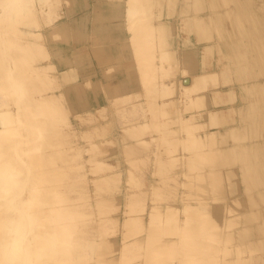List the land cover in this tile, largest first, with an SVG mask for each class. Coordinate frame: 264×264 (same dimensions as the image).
Listing matches in <instances>:
<instances>
[{
  "label": "rangeland",
  "instance_id": "374dc122",
  "mask_svg": "<svg viewBox=\"0 0 264 264\" xmlns=\"http://www.w3.org/2000/svg\"><path fill=\"white\" fill-rule=\"evenodd\" d=\"M117 1L111 0L110 2L108 1V3H106V5L105 4L99 5L101 3L96 2V4H95L93 2V0H47L44 5L37 4L38 6H36L35 8H32V11L29 13L28 17L26 16L27 20L23 19L24 24L21 23L22 25L17 24V25L10 26L12 23L11 24L9 23L10 25H8V23H7V26H6L5 25L6 22L2 21L3 19L1 21L4 23L3 24H2V22L0 23V27H1L0 31L7 32L6 34L12 36L9 38H12L14 40L18 39V37H17L18 35L19 36L24 35L22 32H20L21 28H25L26 31H28V33H27L28 35L26 34L27 36L33 35L32 34L33 31L38 34L41 30L42 31L40 33L44 34V35H40V36H39L40 33L38 35L34 34L33 37L30 36L31 38L27 37L26 35H24L23 37L26 36L25 39L27 38L26 40L29 39L28 41L31 42V41L35 40V35H37L36 36L37 39L39 36L40 40L36 39V41H34L33 43H35V42L36 43L39 42V44L42 43L40 45L37 43L39 46H37L36 43L34 44V45H36L35 48L37 50L39 49V47L42 49V47L44 46L43 48H45V50L39 49L40 52L42 51V53H40L39 56H41V55L46 56L45 60L43 59V60H41V62L39 61V63H41L42 65L45 63L44 65L46 67L45 68L46 70H44V69H43L44 71L42 70L43 72H45L44 73L45 75L43 77V81H44V83L48 81L49 85L47 84L48 83L47 82L46 87L47 86L50 87V88L47 87V89L44 90V93H42V96H43V98H45L46 96H44V95L47 93H50V94L56 93L55 95L53 94L54 96L52 97V98H54L53 100L55 102L53 101L51 103H53L52 104V105H54L53 107L57 106L59 108L58 109L59 111L55 110L57 108H54V110L53 111L51 110V111L53 113L57 112V113H55V115L57 114L58 120L61 121V120H64L65 118H67L66 122L67 123L70 122V123L68 125H66L67 123L65 121H61V123L62 122L66 123V124L64 123V125L61 126L62 131L64 128H65L64 130L68 129L69 131H63V132H65V134L63 132H61V134H63V135L59 134L61 141L58 145H56L58 142L55 143L53 147H51V146L49 147V150L37 147V149H38L37 154L38 155H39V153L41 154L44 150V152L42 153V156L45 158H46V156L50 157V159H49L50 161L52 158H54L56 161L58 159L57 156L59 157V155H61V157L63 156L62 160H60V161H62V163H64L63 165L66 164L68 167L62 166V168H63L62 170H64V171H63V173H61V175L64 177L60 176V174L58 176H60V178H62V180H66L70 177H74L73 183H75L78 187H76V191L73 193V198L75 199V201L78 200L80 205H83V206H81V209H82L84 215L89 214V216H85V218H84L85 220H83V222H84L83 224L85 226L86 225L89 226L90 224L95 225L94 220L96 219V221H97L98 218L99 219L102 218L105 220L104 222L101 221L102 226L99 229L98 228L96 229L94 227L92 235H88L90 238V239H88L89 244H86L84 246V249L86 250L87 254H85L86 256H83L84 258H82L83 260H81L80 264H90V260L88 259V257L89 258H98V257L102 258L103 255L105 257L109 254H111L112 257L114 258L111 260L117 262L118 259L116 257V254L118 252V249L120 247H122L123 245H124L123 247H125L124 249L128 250L132 255H135L136 259H138L137 256L141 254L140 252L145 253V254H150V253H152V254L153 253H159L160 254L162 252L161 250H163L162 249L163 246L161 245L160 247L159 246L155 247V245L160 244L163 241V239L167 240L170 238L171 239H176V238L178 239L177 242H175L174 244H172L170 246V248H172V246H174V249L173 248H172L173 250L169 249L170 252L174 253L175 256L176 255H178V256L169 260V264H173L172 262L174 259H175L174 260L175 264H189V259L187 258L186 255H184V249H185V246H187V244H189L191 242L190 240H191L192 236H197L198 234H200V237L201 236L204 237V239L206 240L207 246H209L208 248L213 249L214 253H212L211 257L215 260V264L226 263V259L228 260L229 257L235 256L236 254H237V257L239 259L241 258L242 260L253 259L254 256H256L257 252L255 250H250V246L247 244H243L242 240L237 239V236L244 239L249 233L254 232L255 234H258L259 236L264 238V217L254 214V210H257L259 207L264 206V190L260 189V188H264V184H263V182H264V168L261 165V163H263V159H256V158L254 159V164H258V169L261 170V173L257 174V173L253 172L252 158H250L251 154H249L248 156L247 155L237 156L240 158L241 161H244L248 164V166H244L245 176L240 175V176H242V178H241L240 176L238 177V175L235 176L236 174H233L234 172L232 173L231 169L232 168L234 169L233 166H235L236 167L235 169L237 170V167H238L237 164L229 167L228 172H231L233 174V176L240 178L241 180H245L244 181L245 187H248L247 189H249V188L252 189V190H248L249 196L247 194V196H246L247 199H245V202H247V204H250V205H247V204L244 205V203L242 201H234L235 198H233L234 197L233 196L230 199V201L228 202V204L224 207V209H223L224 212L217 210V207H218L217 204L219 205V208H220V204L222 206L223 202H225L227 200H224V199L220 200V198L215 196L217 194L213 193V192H215V190H214V187L212 189V186H214L213 180L211 179L212 183L210 182L211 174L206 175V177H208V178H206L204 175L200 174L203 171L209 170L210 168H212V166H213V169L219 168V167H217L219 165L217 163H219L221 160L220 155L222 152L219 149L221 146V143H220L221 137L220 136L217 137L218 134L213 133V130L216 132L215 126L217 125L216 123H220L219 122L220 119L217 120V118H215L216 120H214L213 119L214 117L212 119L210 118V116L205 117L206 116L205 103H206L207 98L204 97L203 100H201L202 98L201 99H199V98L201 97L200 94L202 92L206 91L205 86H207L206 85L208 83L207 80L210 81V79H213L215 77L221 78L222 74H220V75L217 74L218 76H214V77L212 76L213 78L210 77V79L207 78L206 80H204V79H202V81L200 80L201 82L200 83L198 82L196 84V87H198L200 85L199 88H201V87H204V88H202L200 90H198L199 88H197V91H196V89L195 90L193 89V90H191V92L189 91L191 94L189 92H186L187 95L190 94L191 96H186V94H184V95L180 94V92H181L180 88L181 87L179 86L178 87L179 91H180L179 96H181V98L178 102V105L173 106L171 104L170 105H163L162 104L163 101L171 98L172 95H174L173 92L176 90L175 84L172 83V78H175L178 75L182 76V77H186V76L189 77V75L191 76V73L192 74L202 73L199 70V68L193 70L191 68L190 62L186 63L184 60H186L188 62L189 57H188L187 52H191L192 50H195L196 61L199 62V65L202 62V61L200 62V60L205 59L204 61H206L205 57L207 54L206 52H208V50H207V48L205 49L206 51L204 50V52L206 54L203 52L204 53V55H202L203 59H200V58H202V57H200V55H201L200 49H201V51H203V50H202V48L199 49V45L201 43H204V42H197L196 43L195 33L198 32L197 29L200 30V28H198V27L202 28L204 26L203 25L204 23H202V22H203V19H205L207 16H202L203 18L200 15L195 16V17H198V16L199 17L194 18V20L201 18V19H199L200 23L198 21H195L197 24L199 23L198 25L195 22L193 23L191 18H188V19H190L189 22L191 25H193V27L197 26L196 28H194L196 30H194L195 32L191 36L192 46H195V49H194L190 46V43H188L186 41V36L188 33L187 27L190 26L188 19H186V21L184 20L186 22L184 29H182L184 27V26L182 27V25L184 24V21L183 22L180 21L178 23L175 22V20H176L175 18H177V16H178L177 14L179 13V8L182 7L185 3H191L194 0L193 1L192 0H175V1L169 0L170 4L174 2L173 3L174 5L171 4L173 6V10H174L173 12H171L172 8H170L171 5L169 3H168V5H169L170 9L167 8V6H166L168 0H160V1L154 0L156 4H154L153 3L154 1L152 2V0H145V1H151L152 6L154 5L152 7V10H154L153 16H155L157 18V20H156L157 25H155V26L158 29L156 31H158L160 29V30H162V32L161 31L157 32L158 37L156 36L157 38L155 40V42L158 40L156 42L157 47L155 46L154 48H152L150 50L152 54L147 55V53L150 52V51L149 52L147 51V53L145 55H143V61L139 60L141 62V63H139L138 61H135V58L129 59L132 55L133 56L136 55V53H135L136 50H135V52L132 50V49H134V48H132V47H134L132 45H135L134 43H136V41L132 42V40H131V43H130V41H129L130 39H126L127 37H126V33L124 31L123 25H121L122 29H121V27L118 28L119 30L117 29L116 26H114V28L113 27L112 28L114 29V33L116 32L117 36L122 35V36L117 37V38H119L118 42H117L119 44L118 48H120V46L122 44H127L128 48L130 47L129 48L130 50L129 51H126V50L122 51V48H121L120 51H118L116 54L115 47H112L111 48L112 51H111L110 47L106 46V44L108 42H106L103 39L102 29L95 28L94 24L103 21V16L97 15V14L92 15V16H88V15H85V16L82 15L81 16V14H79L81 11H85V9H82L83 7H85V8H88V7L96 8L97 7L98 9L103 7V8H107V10H110L109 11L110 14L108 15V18H107L110 24L112 23V21H116V20L120 21V23L122 24L123 16L117 17V13H115V11L118 12L120 10L119 12L122 13L124 7L128 8L129 2H127L128 3L127 4L126 3L127 0L126 1L125 0H117ZM216 1L218 2L219 0H216ZM221 1L226 3V1H229V0H220L219 2H221ZM114 2H116V4ZM119 2L121 5L119 4ZM159 2H161V3L164 2L162 4L163 7L160 6ZM97 3L99 6H97ZM233 3L232 4L230 3L229 6H232L233 8H235V6L241 7V9L242 8L245 9L248 5H250L252 7V6H254V4H256V5L259 4L258 5L259 7L257 6V8H259V11H260V9L262 7V12H264L263 11L264 10L263 9L264 8V2H262V0H258V1H255V0H236L237 4H233ZM260 3L263 4V6L262 5L260 6ZM32 4H33V2H31L29 4L30 8L32 7L31 6ZM191 4L193 5V8H195L194 3H191ZM94 5H96V7ZM118 6H120V7L118 8ZM159 6L162 8H160ZM229 6L225 5L224 7H225V12L227 13V11H228V13L230 14V21L232 22V13L229 10L230 9ZM208 7H207V12L208 13L212 12V10ZM108 8H110V9H108ZM160 9H162V10H160ZM209 9H210V11H208ZM244 9L240 13V15L238 14V16H237V18L244 20V21L240 20L244 24H242L241 22H238V19H237V22L241 24L242 28H243V26H247L249 29L254 28V25H255L254 20L255 19H253L250 16H246L245 14H243ZM252 9H253V7H252ZM157 10L159 13V15H158L159 17H157V15H156V14H158ZM166 10L168 11L169 16L166 15L167 17L166 16L164 17ZM119 12H118V15L121 14ZM155 12H156V14H155ZM160 16H162L161 19H158V18H160ZM53 17L55 18L54 20H53ZM155 17H153L152 21H154V19H156ZM247 17H248V19H246ZM73 18H75V19H73ZM77 18H79V19H77ZM111 18H112V20H111ZM115 18H117V19H115ZM76 19H77V21H76ZM79 21H81V22H79ZM157 21H159L161 25ZM163 21H164V23H163ZM165 21H168V22L166 23ZM25 22L27 25H25ZM27 22H29V23H27ZM54 23L58 24V26L60 24H62V26L60 25V28L63 27L65 24V26L68 28V30L65 26H64L65 28H63V29H66L67 31L62 30V28H61L60 30L63 31V34H62L61 33L62 31L61 32L58 31L57 30L58 27L54 25V28L57 27L56 30L58 32H60L61 37L66 32H69L66 34H69V35L71 34L73 36L74 34L70 33V31L74 28L76 31H83L85 34L88 33V34H86V39L84 40V38H85L84 37V38H82L83 39L82 40L79 36H76V38H75L74 37L75 35L73 37L70 35V37H71L70 38V37H68V35L65 36L66 34L64 35L65 37L64 36L62 37L63 38L62 40L61 39H55V37L53 38L51 35L55 36V34H56V36H58L57 35L58 33L52 34L51 32H53V31H50V33L48 31V30H53V29H51V27L53 28ZM162 23L165 25H163ZM180 23H183V24L180 25ZM2 25H5V27ZM199 25H201V26H199ZM77 26H78V28H77ZM111 26H113V25H111ZM162 26H163V28H162ZM172 26L177 27L178 39L176 38L175 40H173L172 38H169V37L166 38L167 37V31H168V29L166 27L170 28ZM178 26L182 27L181 28L182 30H178V29H180V28H178ZM28 28H30V29L32 28L33 29L32 32L29 31L30 29L28 30ZM44 28H46V29H44ZM90 28L93 31H91ZM164 28H166V29H164ZM115 29L117 31H115ZM36 30H38V31H36ZM64 31H66V32H64ZM164 31H166V32H164ZM54 32H55V29H54ZM169 32H170V30H169ZM212 32H213V30H212ZM163 33H164V35H163ZM60 34H59V38H60ZM198 34H200V33H197V35ZM161 36H164V37H162L163 39H160ZM109 37L112 38L111 36H109ZM122 37H123V39H122ZM220 37H221V35H220ZM79 38L81 39V41L80 40L73 41V40L79 39ZM124 38H125V40H124ZM31 39H33V40H31ZM167 39H169L170 42ZM123 40L127 41V43L124 42ZM162 40H166V41L163 42ZM181 40H183L184 42ZM122 41H123V43H122ZM43 42H44V44H43ZM152 42H153V40H152ZM129 43H130V45L132 44L131 45L132 47L129 45ZM170 43L172 46L170 45ZM55 44L56 45L58 44L60 47L56 46ZM149 44H151V42L146 43V45H148V46H149ZM164 44L165 45L168 44V47H166V49H163V48H165V46H163ZM175 44H177L176 48H177V52L179 53L177 65L174 63V55H175L174 46H175ZM31 45H32V42H31ZM53 45H54V48H53ZM158 45H159V47H158ZM102 46H104V47H102ZM32 48H33V45H32ZM72 48H73V51H71ZM77 48H78V51H80V52H81V49H83V50L86 49V52L87 51H89V52L85 53V51L82 50V52H83L81 55L82 57H80V55H78V54H80V52L78 53V51H76V52L74 51V49L77 50ZM54 49H55V52L59 49V52L61 55L59 53H58L59 55L57 53L55 54ZM135 49H137L136 46H135ZM203 49H204V47H203ZM32 50L34 51L35 56L39 57L37 55L39 52L36 53L34 49H32ZM152 50H153V52H152ZM154 50L157 51V53H154ZM104 51H106V53ZM179 51L181 52V54ZM28 52H30V51H28ZM52 52H54V54ZM123 52H125V54ZM126 52H129V54L127 55ZM133 52L135 54H132ZM30 53H32V52H30ZM103 53L106 55L110 54L111 56L110 55L106 56ZM34 54L28 55L26 53V54H23L22 57L24 58V56L25 57L27 56L30 59L29 56H31V59H34L35 58ZM66 54H67V56H65ZM161 54L162 55L165 54V55H163L165 57L167 55V59L166 58H165L166 60L163 59L161 57L162 56ZM182 54L185 56H183ZM50 55L52 57H50ZM74 55H76V56H74ZM125 55L127 57L126 59H129L132 61L127 60L130 63L123 65V63L125 61V59H124ZM151 55H153V56H151ZM157 55H160V56H157ZM181 55L183 57L187 58L188 60L185 58H182ZM218 55H220V59H221V52L217 51V49H214L212 51V56L210 54L208 55V59H207L208 62H203L204 66H208L207 69H212L214 63L216 62V60L218 58ZM44 56L42 58H44ZM53 56H55V57L57 56L56 57L57 59H55V57H53ZM59 56H62V57L65 56L66 58L68 57L70 64L65 62L66 60L68 61V58L67 59L63 58V59H66L64 61L63 59L60 60L62 57L58 58ZM116 56H118V57H116ZM145 56L148 58L145 60L146 61L150 60L151 62L147 63L146 61H144V58H146ZM18 57H20V56H18ZM109 57H112V58L110 59ZM149 57H151V59ZM153 57L154 58L158 57L157 58L158 60L154 59ZM17 58L14 61V63H17L16 69H19L18 71H21V72L23 71L22 73H25V74L28 73L29 68H30V66H29L30 64L28 65V62L29 61L31 63H34V62H32V60L30 59V60H26L25 64H24V61L20 62V60L18 61ZM75 58H77V59L79 58L78 59L79 62ZM115 58L117 59V61H115ZM121 58L124 59V61H122ZM161 58L163 61L160 60ZM119 59H121V60H119ZM153 59L156 60L157 62L155 61L153 63V61H154ZM2 60H3L2 55L0 54V66L5 64V61L3 62ZM57 60H60L61 62L59 61L60 62L59 63ZM164 60L167 62H165ZM180 60H181V62L183 60V63L185 62L186 66H184L185 64L183 65V63L179 62ZM218 60H219V58H218ZM49 61L51 62V65H50ZM63 61L65 62V64L67 63V66L65 64H63ZM120 61H122L121 65L119 64V63H121ZM159 61L160 62L162 61L164 66ZM26 62H27V65L29 67H27ZM137 62L139 65L137 64ZM142 62H143V64H142ZM158 62L163 67H166V66L170 67V68L166 67V69H167L166 73H165V71L162 72L165 68L162 69V67H161L160 68L161 71L159 70L160 65ZM11 63L13 64V62H11ZM75 63H77V64H75ZM145 63H146V65H145ZM152 63L158 64V66H157L158 68L152 67L153 66ZM167 63H168V65H167ZM113 64H115V65H113ZM132 64H134V65H132ZM173 64L176 66H174ZM179 65L180 66L182 65V66L186 67L187 69L191 68L190 69L191 71L189 69H188V71L185 69L187 72L184 74L182 72H185V71L181 70L183 67L181 68ZM187 65H189L190 67ZM73 66L75 67L74 69L72 68ZM69 68L70 69L72 68V70H70ZM129 69L131 70L130 72H128ZM200 69H202V68H200ZM3 70H4L3 68L0 69V75L5 76V72ZM158 70H159V72H158ZM121 71H124V74H126L128 76V78H124V79L119 78L118 77L119 75L117 76V74H120ZM134 71H135V73H134ZM156 72H158L159 80L154 79V78H157V76L153 78V76H155V74L157 75ZM160 72H162V74ZM181 73H182V75H181ZM131 74H134L135 77L134 78L129 77V75H131ZM165 74H166V76L162 77ZM86 75H88V76H86ZM141 75L143 76V78ZM159 75L161 77H159ZM139 76L143 80H145V81H142V83H145V86L142 85V83H141L142 79H140ZM144 76H145V79H144ZM86 77H90V78L92 77L93 82L89 81L88 82L89 85H87V83L83 82ZM204 77L206 78V76H204ZM260 77L264 78L263 75ZM260 77H258V78H260ZM258 78H256V79H258ZM117 79H118V81H117ZM27 80L28 79L25 80V84H30L29 81L26 83ZM156 81H159V82L157 83ZM106 82L109 84H106ZM203 82L205 85H203ZM93 83H95V84H93ZM146 83H148V84H146ZM0 85H1L0 88L1 87L5 88V89L3 88V90H0L1 96L4 94L2 96V99H5V102H6L5 105L3 106L4 109L17 112L18 105H15L17 101L15 102V104L13 102V101H15V99H17L16 98L17 94H15V95H14V93L10 94V93H12V91L11 90L9 91L10 86L8 84V80L5 77L1 78ZM134 85H135V87L132 88V86H134ZM164 85L165 86L169 85V87L164 88L163 87ZM6 88H8V89L6 90ZM29 88H30V91L32 92L33 96L40 98L41 93L39 94L36 91V89H33V86H30ZM84 88H86V89H84ZM129 88H130V90H129ZM145 88L147 90V93H146V90H144ZM166 90H168V93ZM5 91L7 92V94L9 93L8 96L6 95ZM136 91L140 95L138 97L133 96V98H132V95H136V93H137ZM208 91H206V92L210 94V92H208ZM59 92H61L62 94L59 95ZM118 92H130L131 97L129 95V96H126V98H122L121 100L120 99L117 100L116 99L117 97L115 98V96L118 95ZM161 92H162V94H161ZM193 93H194V95L192 96ZM158 94L159 95L161 94L160 95L161 97ZM163 94L164 95L170 94L171 96L169 95L167 97V96H163ZM196 94L197 95L199 94V96H197ZM241 94L242 93H241L240 89L237 90L236 101L238 102V104H241L240 102L243 101L241 98ZM18 96H21V95L18 94ZM33 96H31V97H33ZM51 96H52V94H51ZM51 96H47V97H51ZM196 96H197V98H194ZM28 97H30V96H28ZM127 97H128V101H127ZM189 97H192L193 100ZM202 97H203V95H202ZM129 98H132V100H130ZM182 98H183V100H182ZM188 98L191 100H189ZM189 101L190 102L192 101V103L194 105L191 104ZM47 102L50 105L48 100H47ZM195 102H197V103H195ZM54 103L55 104L58 103V104L55 106ZM132 103H135V104H132ZM183 104H184V107H183ZM185 104H187V105H185ZM6 105H7V107H6ZM61 105L63 108L59 107ZM188 106H189V108H188ZM53 107L48 109L49 112H51L50 109H53ZM95 109H97V110H95ZM164 111H165V113L166 112L167 113L163 117L162 112L164 113ZM58 112H60L61 114L63 112L64 116L62 114V118H61V114ZM86 112L89 114H87ZM198 112H200V113H198ZM76 113L78 116L80 115L79 118L76 115ZM79 113H81V114H79ZM168 113H171V115H173V116L175 115L177 118H178V116H182L183 117L182 119H184V120L181 122H177V118L176 119L172 118V120H171V118L167 119L166 115ZM192 113H193V116L196 114L194 116V118L192 116ZM186 115H187V118L185 117ZM189 115H191V116H189ZM201 115L204 116V118H205V120L202 122V124L204 123V126L202 125L203 127L201 126V124H199L201 121ZM52 117H54V116H52ZM59 117L61 119H59ZM63 117H64V119H63ZM146 119H148L149 124L152 123V125H150L149 127L147 126V128L144 131L142 129L139 130L140 134L137 133L139 135L134 134L135 132L129 128V127L133 126V124H136L139 121H144ZM206 119L209 120V123ZM210 121H212V123ZM155 122H157V124H160L163 127H165L163 134H161L158 131L152 130L153 123H155ZM197 122H199V123H197ZM213 122H214V127H213ZM57 123H59V121ZM208 124H209V127H208ZM156 126L157 125L155 124L154 127L156 128ZM125 129L126 130L130 129V130H128L129 135L131 133L132 134L129 136L127 134L128 131L126 132ZM170 129L174 130V131L176 129L177 132L173 131V133L172 132L169 133ZM211 130H212V132H209ZM123 131H125V132H123ZM206 131H207V133H206ZM190 132H191V134L192 133L193 134L199 133L202 135L204 133V135L202 136L203 140L202 139H196L194 137L192 138L193 135L190 137L191 134L190 135L187 134ZM143 133H144V135H143ZM175 133H177V134H175ZM211 134H214V135H211ZM135 135H137V136H135ZM173 135H175V136H173ZM178 135L181 137H182V135H184L183 139L181 137H178ZM234 135H235V138H234ZM234 135L230 133L229 135H227V137L229 136V138H231V139L233 138L232 140L234 141V139L239 138L236 135H240V133L237 132V134L235 133ZM133 136H134V138H133ZM120 137H121V139H120ZM136 137H138L137 140H136ZM189 137L191 140L189 139ZM240 137H241V135H240ZM55 138H57V137H55ZM55 138H54V140H55ZM68 138H69V140H68ZM142 139H143V141H141ZM186 139H189V140H186ZM194 139H195V141H194ZM231 139H230V141H232ZM201 140L202 141L205 140V141L201 142ZM237 140L239 141V139H236L235 141H237ZM191 141H192V143H191ZM216 141H218V142H216ZM240 141L244 142V140H240ZM71 142H73V143H71ZM129 142L131 143V145L129 144ZM64 143H65V145H64ZM134 145H135V148H137V150L139 149L138 152H136L135 148H132ZM130 146H132V147H130ZM72 147H74V149ZM70 148H72V149H70ZM45 150H47L48 152L50 151L51 155L50 154L48 155L47 154L48 152ZM44 154H46V155L44 156ZM73 155H75L74 160H72ZM185 156H187V158ZM61 157L59 159H61ZM201 157H203V158H201ZM205 158H207V159H205ZM54 159H52V160H54ZM70 159L72 161H75V162H72ZM231 159L234 160V158H232V157H231ZM65 160H66V163H65ZM180 160H182V161L180 162ZM60 161L59 162L56 161L55 166H57V164L60 165V163H61ZM67 161H69L71 164H69ZM98 162L100 165L104 164L103 166H101L102 169L100 168ZM72 163H75V164H72ZM94 163H96L98 165H96ZM214 163L216 166L214 165ZM105 164H106V166H105ZM50 165H48V166L46 165V166L48 168L49 167L51 168L52 165L51 166ZM69 165H70V167H69ZM74 165H76V166H74ZM108 165H111V166L108 167ZM41 166H42V168L44 167L45 169H48V168H46L45 165H40L39 167H36V168H40ZM96 166H99V167H96ZM52 167H54V166H52ZM58 167H60V168H58ZM57 168L59 171H62L61 165L57 166L56 168H51V169L57 170ZM68 168L71 169L70 170L71 172L69 170L68 171L66 170ZM98 168H100L101 170ZM203 168L207 169V170H204ZM96 169H98V170H96ZM210 170H212V169H210ZM66 171L70 172V173H74V174L67 173L69 175L65 176ZM238 171L241 172V169L238 168ZM208 175H210V177ZM233 176L230 175V177L229 176L227 177V181H228L227 186L231 185L230 187H228L231 189V191H229V192H231L230 195L234 193V192H232L233 188L235 187V185H237V183L234 181ZM205 179H206V182L208 181L207 182L208 184H206ZM244 182L242 181V183L240 182V183H238V185L241 186L242 188H244L243 187ZM70 183H72V182H70ZM67 184L68 183H65L63 186H66ZM205 184H206V186H205ZM208 186H209V188H208ZM251 187H253V188H251ZM255 188L260 190V192L258 190H255ZM251 191H253V192L255 191L256 195L253 196V193H251ZM244 192L247 193V190H244ZM189 194L191 197L188 196ZM213 194H215V195H213ZM245 195L243 194V196H245ZM214 196L217 198H214ZM246 197H244V198H246ZM212 199H213V201H212ZM215 200H217V201H215ZM231 201L233 202V204ZM169 202H170V204H172L169 211L167 213L162 212L161 211L162 207ZM202 202H204V204ZM201 204L203 206H201ZM230 204H232V205H230ZM193 205L197 206L199 212H198L197 208L195 209V206L192 207ZM211 205H213L214 208H216L215 209L216 211L213 210L214 208L211 209L212 208V207H210ZM185 206H188V208L190 207V209H188ZM199 207H202V208H199ZM171 208H172V210H171ZM173 208H175V210ZM179 210H180V213H179ZM190 210H191V212H190ZM195 210H197V211H195ZM202 210L203 211L206 210V212H208V213L206 214V212H203ZM211 210H213V211H211ZM151 211H153V212L155 211L154 212L155 215L153 214L154 216H152L153 218L150 216ZM158 211H160V213L162 212L163 218L161 217V215H159ZM175 211H176V213H175ZM183 211H185V212H183ZM210 211H211V213H210ZM242 211H246L247 213L242 214ZM91 212H93V213L91 214ZM221 212H223L224 216H227L225 218H222L223 220H220L221 215L219 213H221ZM177 213H179V215ZM217 213H218V215H217ZM176 214L178 216H176ZM200 214L203 216V218L205 217L204 221H201V222L198 221ZM188 215H190L191 217ZM168 216H170V217H168ZM133 218H135V220H137V221L136 222H135V220L133 221ZM160 218L163 221H164V218H167V219H165V221L162 222L160 220ZM215 218L216 219L218 218L220 220V222H219V220L214 221ZM126 219L128 221L130 220L131 223L128 224L127 223L128 221H126ZM181 219L183 222L181 221ZM184 219L186 220L185 221L186 224L184 222ZM188 219H190V220H188ZM240 220L244 221V222L240 223L239 222ZM125 221H126V223H125ZM160 221H161V223H160ZM212 221L214 223H211ZM98 222H99V220H98ZM180 222H182V223H180ZM192 223H195V225L203 226L204 228H199V231H198L196 226L189 227V225ZM205 224L207 225V227H205ZM208 224L210 225L209 227H208ZM149 225H151V228ZM252 225H256V227H257L256 231L253 230ZM157 226H158V228H157ZM186 231L188 234L185 233ZM142 235H144V237H145V241L143 244H141L140 246H136V244L132 243V242L137 241V239L139 237H141ZM190 235H191V237H190ZM234 235L236 236L235 242L232 239L231 240H224L223 239V236L226 238H230V237L232 238V236H234ZM109 239H114V241L116 242L115 247H112V250H110V251L105 250L104 247H102V245H103L102 243L107 242ZM263 242H264V240H263ZM93 243H96V245H93ZM208 243H209V245H208ZM125 250H124V252H125ZM248 250H250V251H248ZM128 251H126V252L129 253ZM130 253L127 255L128 256L131 255ZM181 253H182V255H181ZM202 256H203V254L199 256L200 259L204 258ZM177 257H179V258H177ZM259 258H260V264H264V256L259 257ZM130 262H131V260L129 259L128 262L127 261L125 263L119 262V264H130Z\"/></svg>",
  "mask_w": 264,
  "mask_h": 264
},
{
  "label": "bare ground",
  "instance_id": "6f19581e",
  "mask_svg": "<svg viewBox=\"0 0 264 264\" xmlns=\"http://www.w3.org/2000/svg\"><path fill=\"white\" fill-rule=\"evenodd\" d=\"M46 1L47 0H33V1L32 0H0V23L2 21H5L6 26H7V23H8V25H10L12 23L10 26L17 25V24L22 25V24H24L23 19L27 20V17L29 15V13L32 11V8H35L36 6H38L37 4L44 5ZM108 1L110 2L111 0H108ZM153 1L154 0H152V2ZM158 1H160V0H158ZM219 1L217 2L216 0H208V1L207 0H194L191 3H194L195 8H193V5L191 3H185L182 7L179 8V13L177 14L178 16H177V18H175L177 20V21L175 20L176 23H178L180 21L183 22L184 20L186 21V19H188V18H191L193 23L195 21H198L200 23L199 19H201V18L194 20V18L199 17V16L198 17H195V16H197V15H200L201 17L207 16L205 19H203V22H202V23H204L203 24L204 26L202 28L198 27V28H200V30L197 29L198 32L196 31L197 33H200V34L197 35V33H195V40H196V43L197 42H204V43H201L199 45V49L202 48V50H203V51H201V49H200V52H201L200 57H202L200 59H203L202 55H204V53H205L204 50L206 48H207L208 52H206L207 54L205 53L206 54V57H205L206 61H204L205 59H203V60L199 59L200 62L202 61L200 65H199V62L196 61L195 50H192L191 52H187L189 60L187 58L183 57L185 55H183V54H182L183 56L181 55L182 58H185L188 60V62L186 60H184L186 63L190 62L191 68L193 70L199 68V70L202 73H199V74H196V73L192 74L191 73V76L189 75V77H187V76L182 77V76L178 75L175 78H172V83L175 84L176 90L173 92L174 95H172V97L169 98L168 100L163 101L162 104L163 105H170L171 104L173 106H177L178 102L181 98V96H179V92H180L179 88H178L179 86L181 87L180 90L182 92V93L180 92V94L184 95V94H186V92H189V91L191 92V90H193V89L194 90L196 89V91H197V88H199L200 85L199 86L197 85L198 87H196V84L198 82L200 83L202 81V79L206 80L207 78L210 79V77H212V76L213 77L218 76L217 74H219V75L222 74L221 78H219V77L213 78L212 77L213 79H210V81L207 80L208 83L206 82L207 86H205V87H206V91L209 90L208 92H210V94L207 93L206 91H204L200 94L201 97L199 99L202 98L201 100H203L204 97L207 98L206 103L204 102L205 106H206V108H205L206 116L205 117L210 116L211 119L214 117L213 118L214 120H216L215 118H217V120L220 119V121H219L220 123H216L217 125L215 126L216 132L213 130V133H217L218 134L217 137L220 136L221 139L223 140L222 141L220 139L221 146L219 149L221 150L222 153H221V155L219 154L221 160L219 163H217V164H219L217 166L219 168L213 169V166H212V168H210L212 170H210L209 168H208L209 170L203 168L204 170H207V171L202 170L203 172H201L200 174L204 175L205 177L207 174H211V177H210V175H208V176L210 177V182L212 180L214 182V186H212V189L214 187L215 192H213V193L217 194V195H215V194H213V195L220 198V200L221 199L227 200V201L223 202V205H222L223 207L220 204V208H219V205L217 204V206H218L217 210L223 211L224 207L228 204V202L230 201V199L233 196H234L233 198H235L234 201H242L244 203V205L247 204V202H245V199H247V197H246L247 194L249 196L248 190H252L250 188L247 189L248 187H245V182H244L245 180H241L240 178L235 177L237 175H238V177L240 175L245 176L244 166H248V164L246 162L241 161L240 158L237 156H242V155L248 156L249 154H251L250 158H252V166H253V172L254 173H257V174L261 173V170L258 169V164H254L255 158L256 159H263V163H261V165L264 168V78L262 77L263 78L262 79L260 77L262 75L264 76V12H262V7H261L260 11H259V8H257V6L259 4H257V5L254 4V6H252L253 9L250 5H248L245 9L244 8L241 9V7L235 6V8H233L232 6H229V4L230 3L232 4L234 1L235 2L233 4H237L236 0H229V1H226V3L223 1H221V2H219ZM255 1H258V0H255ZM31 2H33V4L34 3L35 4L34 5L32 4L31 5L32 7L30 8L29 4ZM127 2H129L128 8L124 7L122 13L119 12L120 10L118 11L121 14L118 15V12L115 11V13H117V17L123 16L122 24L120 23V21H117V20L112 21V23L111 24L109 23V24L113 25L112 26L113 28H114V26H116L117 29L119 27H121V25H123V28H124V31H125L126 37H127V38L126 37L125 38L130 39L129 40L130 43H131V40H132V42L136 41V43H134L135 45L131 44L134 47H132L129 43V45L132 48H134L132 50L134 52L136 50V52H135L136 55H134L135 57L132 55L129 59L135 58V61H138L139 63H141L139 60L143 61V55H145L147 53V51L149 52L155 46L157 47L156 42L158 40L155 42L156 38L158 37L157 32H159V31L162 32V30L159 29L158 31H156L158 29L155 26V25H157V23H156L157 18L155 16H153L154 10H152V7L154 5L152 6L151 1L127 0L126 3ZM262 2H264V0H262ZM114 3L116 4V2H114ZM153 3L156 4L155 1ZM163 3L159 2L160 6L163 7V5H162ZM168 3H169V0L167 1V5H166L167 8H169ZM173 3H171V4H173ZM119 4H120V2H119ZM99 5H102V3ZM99 5L97 4V6H99ZM225 5H228L230 8L229 10L232 13V22L230 21V14L228 13V11H227V13L225 12V7H224ZM261 5L263 6V4L260 3V6ZM94 6L96 7V5H94ZM119 7L120 6H118V8ZM162 7H160V8H162ZM207 7L210 8L212 10V12L208 13ZM96 8H94V9H96ZM170 8H172V11L171 10L170 11L173 12L174 10H173L172 5L170 6ZM100 9H102V8H100ZM100 9H98V10H100ZM108 9H110V8H108ZM210 9L208 11H210ZM243 9H244L243 14H245L246 16H250L253 19H255L254 20V22H255L254 28L249 29L247 26H243V28H242L241 24L238 23V22H241L242 24H244L242 22L244 20L237 18L238 14L240 15V13L243 11ZM160 10H162V9H160ZM157 13H158V10H157ZM155 14H156V12H155ZM168 14L169 13L166 10L164 17ZM156 15H157V17H159L158 16L159 13ZM153 17L156 18V19H154V21H152ZM161 17L162 16H160V18H158V19H161ZM54 19L55 18L53 17V20ZM115 19H117V18H115ZM237 19H238V22H237ZM246 19H248V17ZM111 20H112V18H111ZM189 20L190 19H188V22H189ZM240 20H242V21H240ZM76 21H77V19H76ZM185 21H184V24L180 23V25L183 24L182 27L183 26L184 27L182 28V27L178 26V28H180L178 30H182L185 28V23H186ZM79 22H81V21H79ZM157 22H159V21H157ZM165 22L167 23L168 21H165ZM3 23L4 22H2V24ZM27 23H29V22H27ZM163 23H164V21H163ZM159 24H160V22H159ZM189 24H190V22H189ZM5 25H2V26L5 27ZM25 25H27L26 22H25ZM54 25L57 26L59 29L57 27L54 28ZM60 25L62 26V24H60ZM60 25L58 26V24L54 23L53 28L50 26L51 29H53V30H48V31H49V33H50V31H53V32H51L52 34L58 33L57 34L58 36H56V34H55V36L51 35V34L50 35L53 38L55 37V39H61L62 40L63 39L62 37L66 33H69V32H66L68 30V28L64 24V26L67 28V30L63 29V28H65L64 26L61 27L62 30H66V31H64L66 33H64V35L61 37L60 32L62 30H60L61 29ZM163 25H165V24H163ZM199 26H201V25H199ZM196 27L197 26L193 27V25L190 24V26L187 27L188 33L186 36V41L188 43H190V46L194 49H195V46H192L191 36L195 32L194 30H196V29H194V28H196ZM56 28L60 32H58L56 30ZM77 28H78V26H77ZM162 28H163V26H162ZM166 28L168 29L167 37L165 36L166 38L169 37V38H172L173 40H175L176 38L178 39V32H177L176 26H172L170 28L166 27ZM166 28H164V29H166ZM24 29L25 28H21L20 32H22L24 35H26L28 33V31H26V29L25 30ZM29 29L30 28H28V30ZM44 29H46V28H44ZM54 29H55V32H54ZM121 29H122V27H121ZM32 30L33 29L31 28L29 31L32 32ZM90 30H91V28H90ZM169 30H170V32H169ZM212 30L214 33L212 32ZM36 31H38V30H36ZM91 31H93V30H91ZM115 31H117V30L115 29ZM164 32H166V31H164ZM6 33L7 32L0 31V54L2 55V59H3L2 61L3 62L5 61V64L0 66V69L1 68L4 69L3 71L5 72V76L0 75V80H1V78L5 77L8 80V84L10 86L9 91L10 90L12 91V93H10V94H13V93H14V95L17 94V97L15 96L17 99H15V101H13V102L15 104V102L17 101L15 105H18V107H17L18 110H17V112L16 111L14 112V111H9L7 109H4L3 106L6 103L5 99H2V96L4 94L2 96L0 94V264H80L81 260H83L82 258H84L83 256H86L85 254H87L86 250L84 249V246L86 244H89L88 239H90V238L88 235H92L94 227L96 229L97 228L99 229L102 226V222H104L105 220L102 218L101 219L98 218L99 222H98V220L96 221V219L94 220L96 226L91 225V224L89 226H87V225L85 226L83 224L84 223L83 220H85L84 219L85 216H89V214L84 215V213L81 209V206H83V205H80L78 200L75 201V199L73 198V193L76 191V187H78L75 183H73L74 177H70L66 180H62V178H60V176H62L61 173H63V171H64V170H62L63 169L62 166L68 167L66 164L63 165L64 163H62V161H60V160H62L63 156L62 157H61V155H59V157L57 156L58 159L60 157H61V159H59V160L57 159L56 161H58V162L60 161L62 163V164L60 163L62 171H59L58 168H60V167H58L57 170L51 169V168H56L57 166H60V165L57 164V166H55L56 161L54 158H52L54 160L51 159V161H50L49 160L50 157H47V156H46V158L43 157L42 153L44 152V150L41 154L40 153H39V155L37 154V152H38L37 147L49 150L50 146L53 147L55 143L58 142L56 145H58L60 143L61 139H60L59 134H61V132H63V131H69L68 129L64 130L65 129L64 127H63L64 129L62 131V127H61L66 122L67 118L64 119V117H63L64 120H61V121H65V122L61 123V121L57 119V114L55 115V113H57V112H55V113L52 112L54 110V108H57L55 110L59 109L56 106L58 103L57 104L54 103L56 107H53L54 105H52L53 103H51L54 101L53 100L54 98H52V97L56 93H51L52 96L50 93H47L48 95L43 94L44 96H46L45 98H43V96H42V93H44V90L47 89V87L48 88H50V87L49 86L46 87V83L48 81L45 83L43 81V77L45 75L44 74L45 72H43V71L46 70L45 69L46 67L44 65L45 63L43 64L44 66L41 63H39V61L41 62V60H43V59L45 60L46 56L43 55L44 58H42L43 57L42 55H41L42 57L39 56L40 53H42V51L40 52V50H42V49L45 50V48H43L44 46L42 45L43 46V47L41 46L42 49L39 47L40 50L39 49L37 50L35 48L36 45L39 46L42 43L39 44V42H37L39 45L36 42H35L36 45H34L35 43H33L34 41H36V39H37L36 36L39 33L37 34L34 31L32 32L33 35L37 34V35H35V40L31 41L33 48H32L31 42L28 41L29 39L28 40H26L27 38L25 39V37L28 34L25 37H23L24 35L21 33L23 36L18 35L17 36L18 39L14 40L12 38H9V37H12L11 35H8ZM61 33L63 34V31ZM70 33H73L75 35V36L73 35L75 38H76V36H79L81 39L85 37L84 40L86 39V34H88V33L85 34L83 31H76L74 28L70 31ZM59 34H60V38H59ZM33 35H30V36L33 37ZM40 35H44V34L40 33L39 36ZM67 35H68V37H70L71 34L70 35L66 34L65 36H67ZM163 35H164V33H163ZM220 35H221V37H220ZM30 36H27V37L31 38ZM39 36H38L37 40H40ZM119 36H122V35H119ZM123 37H122V39H123ZM162 37H164V36H161V38L160 37L159 38L163 39ZM80 38L75 39L73 41H78V40L81 41ZM125 38H124V40H125ZM117 39H119V38H117ZM31 40H33V39H31ZM152 40H153V42H152ZM167 40H169V39H167ZM183 40H181V41H183ZM123 41H122V43H123ZM162 41L165 42L166 40H162ZM124 42L127 43V41H124ZM149 42H151V44H149V46L146 45V43H149ZM169 42H170V40H169ZM43 44H44V42H43ZM168 44H166V45L164 44L163 46H165V48H163V47L162 48L166 49V47H168ZM170 45H171V43H170ZM56 46L60 47L58 44ZM135 46L137 49H135ZM176 46H177V44H175V46H174V52H175L174 63L177 65L179 53L177 52ZM102 47H104V46H102ZM158 47H159V45H158ZM203 47H204V49H203ZM53 48H54V45H53ZM78 48H77V50L74 49V51L75 52L78 51ZM121 48H122V51H125V50L129 51L130 50L129 49L130 47L128 48L127 44H122L120 46V49ZM32 49H34L36 53L39 52L37 54L39 57L35 56L34 51ZM214 49H217V51L221 52V59H220V55H218L219 60L217 58L216 62L213 65V68L207 69L208 66H204L203 62H208L207 61L208 55L210 54L212 56V51ZM82 50L83 49H81V52L78 51V53L80 52V54H78V55H80V57H82L81 56L83 53ZM28 51H30L32 53H30ZM71 51H73V48ZM83 51H85V53L89 52V51L86 52V49H84ZM106 51H104V52L106 53ZM111 51H112V49H111ZM54 52H55V49H54ZM54 52H52V53L54 54ZM134 52L132 54H135ZM152 52H153V50H152ZM26 53L28 55L34 54L35 58L31 59V56H29L30 59L32 60V62H34V63L27 61L28 65L30 64L29 65L30 68H29V72L25 74V73H22L23 71L21 72V71H18L19 69H16L17 63H14V61L18 56H20L21 58L18 57L19 59L17 58V60L18 61L20 60V62L24 61V64H25L26 60H30L27 56L26 57L24 56V58L22 57L23 54H26ZM56 53L60 54L59 49L55 52V54ZM123 53L125 54V52H123ZM126 53H127V55L129 54V52H126ZM154 53H157V51L154 50ZM149 54H152L151 51L149 53H147V55H149ZM180 54H181V52H180ZM104 55H106V54H104ZM109 55L107 54L106 56H109ZM163 55H165V54H163ZM163 55L161 57L163 59H165V58L167 59V55H166V57ZM65 56H67V54ZM65 56H63V57L59 56L58 58L62 57L60 59V60H62L63 58H66ZM74 56H76V55H74ZM151 56H153V55H151ZM157 56H160V55H157ZM50 57H52V56L50 55ZM53 57H55V56H53ZM56 57H55V59H57ZM116 57H118V56H116ZM147 57L144 58V61H146L145 59H148ZM109 58L111 59L112 57H109ZM125 58H127L126 55H125ZM149 58L151 59V57H149ZM157 58H154V59L158 60ZM162 58L160 60H162ZM66 59H63V60L65 61ZM75 59H77V58H75ZM78 59H77V61L79 62ZM121 59H119V60H121ZM129 59H127V60H129ZM60 60H57V61L59 62ZM127 60L123 63V65L130 63L129 61H132V60L127 61ZM156 60H154L153 63ZM64 61H63V64H65V62L70 64L69 58H68V61L67 60L65 62ZM115 61H117L116 58H115ZM122 61H124V59H122ZM122 61H120L121 62V63H119L120 65L122 64ZM162 61L161 62L159 61V62L162 63ZM11 62H13V64ZM27 62H26V65H27ZM138 62H137V64H138ZM146 62L148 63L151 61L149 60ZM165 62H167V61H165ZM179 62H181V60ZM185 62L183 63V60H182L181 63H183V65H184ZM67 63L65 64L66 66H67ZM160 63H159V65H160ZM75 64H77V63H75ZM142 64H143V62H142ZM28 65H27V67H29ZM50 65H51V62H50ZM113 65H115V64H113ZM132 65H134V64H132ZM145 65H146V63H145ZM162 65H163V63H162ZM167 65H168V63H167ZM176 65H174V66H176ZM157 66H158V64L155 63V64H153L152 67H157ZM163 66L160 65L159 70L161 67H162V69H164V68L166 69V67L170 68L169 66H166V67H163ZM184 66H186V64ZM184 66L181 65L180 67L181 68L183 67L181 70L182 71L184 70L185 72H182L181 70L180 71L185 74L188 71V69L190 70L191 68L187 69ZM187 66H189V65H187ZM72 68L74 69L75 67L73 66ZM72 68L71 69L69 68V69L72 70ZM200 68H202V69H200ZM165 69L162 72L165 71V73H166L167 69L166 70ZM159 70H158V72H159ZM158 72H156L157 75L155 74V76H153V78L157 76V78H154V79L159 80ZM162 72H160V73L162 74ZM182 73H181V75H182ZM86 76H88V75H86ZM164 76H166V74L163 75L162 77H164ZM204 76H206V78ZM159 77H161V76L159 75ZM258 77H260V78H258ZM142 78H143V76H142ZM142 78L140 77V79H142ZM256 78H258V79H256ZM26 79H28L26 81V83L29 81L30 84H25ZM144 79H145V76H144ZM89 81H92V77L91 78L86 77L83 82H85V83H87V85H89L88 84ZM117 81H118V79H117ZM142 81H145V80L142 79L141 83H142ZM156 82L158 83L159 81H156ZM204 82H203V85H205ZM47 84L49 85V82ZM93 84H95V83H93ZM106 84H109V83L106 82ZM146 84H148V83H146ZM142 85L145 86V83H142ZM30 86H33V89H36V91L39 94L41 93L40 98L32 95V92L30 91V88H29ZM163 87L168 88L169 85H167V86L164 85ZM1 88H0V90H3L4 87H1ZM86 88H84V89H86ZM202 88H204V87H201L198 90H200ZM7 89L8 88H6V90ZM239 89L242 93L241 98L243 100L242 102H240L241 104H238V102L236 101V94H237V90H239ZM129 90H130V88H129ZM144 90H146V88ZM166 91L168 93V90H166ZM130 92H118V95L115 96V98L117 97L116 98L117 100H119V99L121 100L122 98H126V96H129V95L131 97ZM146 93H147V90H146ZM18 94L21 96H18ZM60 94H62V93L59 92V95ZM161 94H162V92H161ZM164 94H163V96H167V97L170 95V94L169 95H164ZM190 94H188V95L186 94V96H191ZM6 95L8 96L9 93L7 94V92H6ZM136 95H132V98H133V96L138 97L140 94H138V92H137ZM193 95H194V93L192 94V96ZM202 95H203V97H202ZM28 96H30V97H28ZM31 96H33V97H31ZM47 96H51V97H47ZM197 96H199V94ZM197 96L194 98H197ZM132 98H129V99L132 100ZM189 98H191L193 100L192 97H189ZM191 99H189V100H191ZM47 100L49 101L50 105L48 104ZM182 100H183V98H182ZM127 101H128V97H127ZM190 103L193 104L192 101ZM195 103H197V102H195ZM132 104H135V103H132ZM185 105H187V104H185ZM6 107H7V105H6ZM51 107H53V109H50V111L52 110L51 111L52 113L49 112V110H48ZM59 107H62V105ZM183 107H184V104H183ZM188 108H189V106H188ZM95 110H97V109H95ZM165 111H164V113L162 112L163 117L167 113V112L165 113ZM60 112H58V113H60ZM198 113H200V112H198ZM62 114H63V112H62ZM62 114H61V118H62ZM79 114H81V113H79ZM87 114H89V113H87ZM76 115H77V113H76ZM52 116H54V117H52ZM63 116H64V114H63ZM79 116H78V118H79ZM166 116H167V119L171 118V120H172V118L173 119L177 118L175 115L174 116L171 115V113H168ZM189 116H191V115H189ZM192 116H193V113H192ZM194 116H193V118H194ZM185 117L187 118V115ZM61 118L59 117V119H61ZM182 118H183L182 116H178L177 122L183 121L184 119H182ZM204 120H205L204 116L201 115V121H200V123L199 122H197V123L201 124V126L202 125L204 126V123L202 124V122ZM58 121H59V123H57ZM207 121L209 123V120H207ZM210 122L212 123V121H210ZM69 123H67L66 125H68ZM155 124L157 125L156 128L154 127ZM150 125H152V123L149 124L148 119H146L144 121H139L138 123L133 124V126H131V127H129V126L128 127L132 131L135 132V133L133 132L134 134H137L140 132L139 130L142 129L144 131L147 128V126L149 127ZM208 127H209V124H208ZM213 127H214V122H213ZM130 129H128V130H130ZM128 130H126V132ZM152 130L158 131L161 134H163L165 127H163L162 125L157 124V122H155V123H153ZM173 131L174 130L170 129L169 133H171V132L173 133ZM175 131H176V129H175ZM123 132H125V131H123ZM209 132H212V130ZM237 132L240 133L241 137H240V135H236L239 137L236 139H239V141L244 140V142L243 141L239 142L238 140L235 141L236 139H234V141H233L232 140L233 138L231 139V138H229V136L227 137V135H229L230 133L234 135L235 133L237 134ZM63 133L65 134V132H63ZM206 133H207V131H206ZM127 134L129 135V131L127 132ZM139 134H137V135H139ZM175 134H177V133H175ZM187 134L190 135L191 132L187 133ZM61 135H63V134H61ZM137 135H135V136H137ZM143 135H144V133H143ZM203 135H204V133H203ZM203 135L199 134V133H196V134L192 133L190 135V137L192 136V138L194 137L196 139H202ZM211 135H214V134H211ZM173 136H175V135H173ZM55 137H57V138H55ZM138 137H136V140ZM178 137H181V136L178 135ZM183 137H184V135H182L181 138L183 139ZM190 137H189V139H190ZM54 138L56 141L54 140ZM69 138H68V140H69ZM133 138H134V136H133ZM234 138H235V135H234ZM120 139H121V137H120ZM189 139H186V140H189ZM230 139L232 141H230ZM202 140H201V142L205 141V140L204 141H202ZM141 141H143V139ZM194 141H195V139H194ZM216 142H218V141H216ZM71 143H73V142H71ZM191 143H192V141H191ZM129 144L131 145L130 142H129ZM64 145H65V143H64ZM130 147H132V146H130ZM72 148L74 149V147H72ZM72 148H70V149H72ZM132 148H135V145ZM135 149H136V152L139 151V149L138 150H137V148H135ZM47 150H45V151H47ZM47 154L49 155L50 151ZM45 155L46 154H44V156ZM74 156L75 155H73L72 160H74ZM185 157L187 158V156H185ZM231 157L234 158V160H232ZM201 158H203V157H201ZM205 159H207V158H205ZM181 161L182 160H180V162ZM67 162L69 164H71L69 161H67ZM72 162H75V161H72ZM65 163H66V160H65ZM50 164L54 167H52ZM72 164H75V163H72ZM94 164H96V163H94ZM98 164H99V162H98ZM98 164H96V165H98ZM235 164H237L238 167H237V170L235 169L236 168L235 166H233L235 170L233 168L231 169L232 173L234 172L233 174H236L235 176H233V174L231 172H228V170H229V167H231L232 165H235ZM40 165H45V166L50 165L51 168L50 167L48 168L47 166H46V168H48V169H45L44 167L42 168V166L40 168H36V167H39ZM103 165L99 164L100 168ZM214 165H215V163H214ZM74 166H76V165H74ZM99 166H96V167H99ZM105 166H106V164H105ZM109 166H111V165H108V167ZM69 167H70V165H69ZM100 168H98V169H100ZM238 168L241 169V172L238 171ZM98 169H96V170H98ZM66 170L70 171L71 169L68 168ZM67 171L65 172L66 173L65 176H68L69 174H74V173H70L71 171L70 172H67ZM67 173H69V174H67ZM59 174H60V176H58ZM230 175L233 176L234 181L237 183V185H235V187L233 188V191H232L234 193L231 195H230L231 192H229V191H231V189L228 188L231 185L227 186V184H228L227 177L228 176L230 177ZM242 176H240V177L242 178ZM62 177H64V176H62ZM206 178H208V177H206ZM242 181L244 182V186H243L244 188H242L241 186L238 185V183H240V182L242 183ZM70 182H72V183H70ZM205 182H206V179H205ZM207 182H206V184H208ZM65 183H68V184L66 186H63ZM206 184H205V186H206ZM263 184H264V182H263ZM208 188H209V186H208ZM251 188H253V187H251ZM260 189L264 190V188H260ZM244 190H247V193L244 192ZM255 190H258V189L255 188ZM258 191L260 192V190H258ZM251 193H253V196L256 195L255 191L254 192L251 191ZM243 194L244 195L246 194V195L243 196ZM188 196L191 197L190 194ZM215 196H214V198H217ZM244 197H246V198H244ZM212 201H213V199H212ZM215 201H217V200H215ZM202 203L204 204V202H202ZM232 204H233V202H232ZM232 204H230V205H232ZM171 205L172 204H170V202L165 204L162 207L161 211L164 213H167L169 211ZM247 205H250V204H247ZM194 206L196 209L197 206L193 205L192 207H194ZM201 206H203V205L201 204ZM185 207L188 208V206H185ZM210 207H212L211 209L214 208L213 205H211ZM199 208H202V207H199ZM173 209L175 210V208H173ZM188 209H190V207ZM215 209L216 208H214L213 210H215ZM171 210H172V208H171ZM191 210H190V212H191ZM197 210H198V208H197ZM197 210H195V211H197ZM213 210H211V211H213ZM211 211H210V213H211ZM154 212L151 211V215H150L151 217L155 215ZM158 212H159V215H161V217H162V212L161 213H160V211H158ZM183 212H185V211H183ZM198 212H199V210H198ZM203 212H206V210ZM223 212L219 213L221 215L220 220H223L222 218L227 217V216L223 215ZM92 213L93 212H91V214ZM175 213H176V211H175ZM179 213H180V210H179ZM179 213H177V214L179 215ZM207 213L208 212H206V214ZM245 213H247V212L242 211V214H245ZM177 214H176V216H178ZM254 214L264 217V206H261L257 210H254ZM217 215H218V213H217ZM188 216H190V215H188ZM168 217H170V216H168ZM204 218L200 214L198 221H200V222L204 221ZM127 219H126V221H128ZM165 219H167V218H164V221H165ZM134 220H135V218H133V221ZM160 220L162 222H164L161 218H160ZM188 220H190V219H188ZM218 220H219L218 218L214 219V221H218ZM220 220H219V222H220ZM126 221H125V223H126ZM136 221L137 220H135V222ZM161 221H160V223H161ZM181 221H182V219H181ZM185 221L186 220L184 219V222ZM182 222H180V223H182ZM239 222L242 223L244 221L240 220ZM127 223L129 224V223H131V221L129 220ZM211 223H214V222L212 221ZM185 224H186V222H185ZM149 226L151 228V225H149ZM191 226H193V227L196 226L198 231H199V228H204L203 226L195 225V223H192L189 225V227H191ZM209 226L210 225L208 224V227ZM205 227H207L206 224H205ZM157 228H158V226H157ZM252 228L254 231L257 230L256 225H252ZM185 233L188 234L187 231ZM190 237H191V235H190ZM223 239L224 240H231L232 239L235 242L236 236L234 235V236H232V238L231 237L226 238L223 236ZM237 239L242 240L243 244L249 245L250 250H255L257 252L256 256H254V258L250 259V260H242L241 258L239 259L237 257V254H236L235 256L229 257L228 260L226 259V263H223V264H251V263L252 264H260V258L259 257L264 256V242H263L264 238L259 236L258 234H255L254 232H252V233H249L244 239L240 238L238 236H237ZM177 240H178L177 238L176 239L170 238L167 240L163 239V241L160 244L155 245V247L156 246L160 247L161 245L163 246L162 247L163 250H161L162 252L160 254L159 253L145 254V253L140 252L141 254L137 256L138 259H136L135 255H132L128 250H125L124 249L125 247H123L124 245L118 249V252L116 254V257L118 259L117 262L111 260V259H114L111 254H109L105 257L103 255L102 258L101 257H98V258H89L88 257V259L90 260V264H119V262H121V263H123V262L125 263L126 261L128 262L129 259L131 260L130 264H169V260L178 256V255L175 256L174 253L170 252V250H169L172 248L174 249V246H172V248H170V246L172 244H174L175 242H177ZM144 241H145V237H144V235H142L141 237H139L137 239V241L132 242V243L136 244V246H140L141 244L144 243ZM190 241L191 242L189 244H187V246H185V249H184V255H186L187 258L189 259V264H215V260L211 257L212 253H214L213 249L208 248L209 246H207L206 240L204 239L203 236L200 237V234H198L197 236H192ZM102 244H103L102 247H104L105 250L110 251V250H112V247H115L116 242L114 241V239H109L107 242L102 243ZM93 245H96V243H93ZM208 245H209V243H208ZM123 249L125 250V252ZM250 250H248V251H250ZM126 251H128L131 255L128 256L127 254H129V253H127ZM202 254H203L202 257H204V258L200 259L199 256ZM181 255H182V253H181ZM177 258H179V257H177ZM174 260L172 262L173 264H175Z\"/></svg>",
  "mask_w": 264,
  "mask_h": 264
},
{
  "label": "crops",
  "instance_id": "0c3cea01",
  "mask_svg": "<svg viewBox=\"0 0 264 264\" xmlns=\"http://www.w3.org/2000/svg\"><path fill=\"white\" fill-rule=\"evenodd\" d=\"M93 2L94 3L98 2V3L106 4V3H108V0H93ZM101 8H102L101 10H97V8L94 9V8H91V7H88V8L83 7L82 9H85V11H81L79 14H81V16L82 15H84V16L85 15L92 16V15H96V14L103 16V21L94 24L95 25V28L102 29L103 39L106 42H108L106 44V46H109L110 48L115 47V50H116L115 52L117 53L118 51H120V48L118 49V45L119 44L117 43L118 42L117 37L119 35L116 36V33H114V29L109 24V21L107 19L108 18V15L110 14V12H109L110 10H107L106 8H103V7H101ZM77 19H79V18H77ZM108 36H111L112 38H110ZM124 59H125V61L127 60L126 58H124ZM130 71L131 70L129 69L128 72H130ZM134 73H135V71H134ZM117 76L119 78H121V79L128 78V76L126 74H124V71H121L120 74H117ZM129 77L134 78L135 75L134 74H131V75H129ZM134 87H135V85L132 86V88H134Z\"/></svg>",
  "mask_w": 264,
  "mask_h": 264
}]
</instances>
